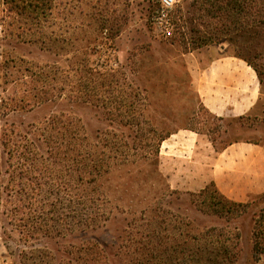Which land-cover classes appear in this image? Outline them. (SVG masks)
<instances>
[{
  "label": "rangeland",
  "instance_id": "rangeland-1",
  "mask_svg": "<svg viewBox=\"0 0 264 264\" xmlns=\"http://www.w3.org/2000/svg\"><path fill=\"white\" fill-rule=\"evenodd\" d=\"M212 2L176 0L173 36L166 39L156 36L151 23L158 0H0V256L8 264H26V256L37 264L53 257L66 264L85 240L110 251L135 240L140 227L170 241L180 231L194 234L211 225L239 227L237 264H256L253 213L264 208V200L229 223L203 213L194 204L201 190L176 187L161 169L160 150L156 153L159 134L181 129L203 135L216 152L242 141L264 149L261 113L218 118L200 104L190 53L220 45L264 71V35L249 38L242 51L227 41L197 46L198 35L215 33L217 21L205 11ZM54 114L76 120L107 155L104 145H117L112 156L118 158L101 180L112 220L95 231L76 227L61 237L45 232L52 225L46 220L51 201L68 195V177L59 178L68 169L44 161L48 148L31 147L25 137L31 138L32 124ZM32 160L36 172L29 167ZM30 177L43 185H33ZM70 194L79 196L80 190ZM29 198L31 206L23 209Z\"/></svg>",
  "mask_w": 264,
  "mask_h": 264
},
{
  "label": "trees",
  "instance_id": "trees-1",
  "mask_svg": "<svg viewBox=\"0 0 264 264\" xmlns=\"http://www.w3.org/2000/svg\"><path fill=\"white\" fill-rule=\"evenodd\" d=\"M205 11L212 20L217 21V24L214 34L198 35L196 43L199 47L211 42L227 41L236 47V51H242V48H245L244 43L248 42L249 38L264 35V0H213ZM233 56L245 60L254 68L260 81L261 93L264 95V71L243 55L236 53ZM30 128L31 138L25 137L29 146L38 150L46 146L48 153L43 160L60 165L62 169L66 167L68 169L67 175L59 176L62 181L64 180L62 177H68L66 188L68 195L51 201L53 210L49 212L52 215L49 219L46 217V220L52 225L45 232L53 237H61L74 233L76 227L85 233L95 231L104 223L111 222V201L102 193L101 180L110 173L111 162L118 158L115 154L112 156L113 146L116 144L104 145L110 150L111 155H107L106 151H99L98 145L91 143L88 136L80 131L76 120H70L68 117L62 119L56 114L45 118L39 125L32 124ZM170 135L157 136L158 155L161 143ZM34 161L28 163L36 172L38 165ZM33 179L30 177L28 181L32 180L33 185H43L42 181L35 182ZM47 179L50 180V177ZM46 184L50 185L48 181ZM71 189H79L80 195H71ZM194 196V204L203 213L228 223L250 212L251 206L257 200H264V194L254 199L250 198L246 202L229 200L220 193L214 183ZM26 200L27 202L22 205L23 209L31 206L32 199ZM253 220V255L258 262L264 258V208L253 213ZM143 229L142 227L136 229L135 240H128L127 244H118L110 251L106 244L87 239L82 245L71 250L69 254L72 258L66 264H237L242 252L239 227L211 225L202 229L197 228L194 234H183L180 231L178 235L171 237L170 241L167 240L168 237L158 233L153 236L146 234ZM123 254L128 256L126 262L121 259ZM37 260L25 257L26 264H37ZM39 260L38 264H44L42 258ZM55 260L53 257L46 264H64Z\"/></svg>",
  "mask_w": 264,
  "mask_h": 264
},
{
  "label": "crops",
  "instance_id": "crops-1",
  "mask_svg": "<svg viewBox=\"0 0 264 264\" xmlns=\"http://www.w3.org/2000/svg\"><path fill=\"white\" fill-rule=\"evenodd\" d=\"M190 57V74L200 104L208 112L225 119L264 116L258 75L245 60L220 45L190 53ZM214 148L203 135L178 130L160 145L161 169L176 187L199 191L214 183L224 197L235 202L264 194V149L260 145L242 141L220 152ZM0 264H8L5 257L0 256Z\"/></svg>",
  "mask_w": 264,
  "mask_h": 264
},
{
  "label": "built area",
  "instance_id": "built-area-1",
  "mask_svg": "<svg viewBox=\"0 0 264 264\" xmlns=\"http://www.w3.org/2000/svg\"><path fill=\"white\" fill-rule=\"evenodd\" d=\"M175 4L176 0H158V8L151 21L156 36L166 39L173 36L171 14Z\"/></svg>",
  "mask_w": 264,
  "mask_h": 264
}]
</instances>
